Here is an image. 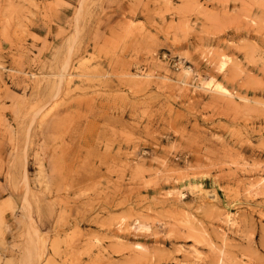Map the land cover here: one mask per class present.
Listing matches in <instances>:
<instances>
[{"label": "rangeland", "instance_id": "obj_1", "mask_svg": "<svg viewBox=\"0 0 264 264\" xmlns=\"http://www.w3.org/2000/svg\"><path fill=\"white\" fill-rule=\"evenodd\" d=\"M0 264H264V0H0Z\"/></svg>", "mask_w": 264, "mask_h": 264}, {"label": "bare ground", "instance_id": "obj_2", "mask_svg": "<svg viewBox=\"0 0 264 264\" xmlns=\"http://www.w3.org/2000/svg\"><path fill=\"white\" fill-rule=\"evenodd\" d=\"M225 64V63H224ZM223 64V65H224ZM214 87H215V85H214ZM215 90V89H214ZM216 90H217V92H220V93H224V92H226V90H224L223 89V87H221L220 85H216ZM216 92V91H215Z\"/></svg>", "mask_w": 264, "mask_h": 264}, {"label": "built area", "instance_id": "obj_3", "mask_svg": "<svg viewBox=\"0 0 264 264\" xmlns=\"http://www.w3.org/2000/svg\"><path fill=\"white\" fill-rule=\"evenodd\" d=\"M178 64H179V62H177L175 65H178ZM175 65H174V66H175ZM178 69H179V68H177V70H178Z\"/></svg>", "mask_w": 264, "mask_h": 264}]
</instances>
